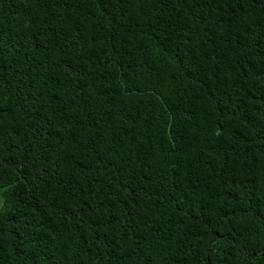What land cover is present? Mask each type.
<instances>
[{
    "label": "trees",
    "instance_id": "1",
    "mask_svg": "<svg viewBox=\"0 0 264 264\" xmlns=\"http://www.w3.org/2000/svg\"><path fill=\"white\" fill-rule=\"evenodd\" d=\"M0 264H264V0H0Z\"/></svg>",
    "mask_w": 264,
    "mask_h": 264
},
{
    "label": "rangeland",
    "instance_id": "2",
    "mask_svg": "<svg viewBox=\"0 0 264 264\" xmlns=\"http://www.w3.org/2000/svg\"><path fill=\"white\" fill-rule=\"evenodd\" d=\"M1 200H2V195H1V189H0V202H1Z\"/></svg>",
    "mask_w": 264,
    "mask_h": 264
}]
</instances>
